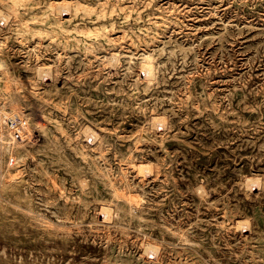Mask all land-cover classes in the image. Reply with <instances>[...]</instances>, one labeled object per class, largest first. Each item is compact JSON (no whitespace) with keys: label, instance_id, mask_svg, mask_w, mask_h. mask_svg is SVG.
<instances>
[{"label":"rangeland","instance_id":"obj_1","mask_svg":"<svg viewBox=\"0 0 264 264\" xmlns=\"http://www.w3.org/2000/svg\"><path fill=\"white\" fill-rule=\"evenodd\" d=\"M0 264H264V0H0Z\"/></svg>","mask_w":264,"mask_h":264},{"label":"built area","instance_id":"obj_2","mask_svg":"<svg viewBox=\"0 0 264 264\" xmlns=\"http://www.w3.org/2000/svg\"><path fill=\"white\" fill-rule=\"evenodd\" d=\"M8 126L10 128L11 138L14 141V143L20 144V143H22V142H24L26 140V138H27V136H26V131H27V128H26L27 122H26V120H24L22 118H17L15 120H10V123H9ZM32 126L38 133H41L42 131L40 130V128L44 127L46 125H44V124H40L39 125L37 122L36 123L32 122ZM49 129L50 128H48L46 130V132Z\"/></svg>","mask_w":264,"mask_h":264},{"label":"bare ground","instance_id":"obj_3","mask_svg":"<svg viewBox=\"0 0 264 264\" xmlns=\"http://www.w3.org/2000/svg\"><path fill=\"white\" fill-rule=\"evenodd\" d=\"M70 7V6H69ZM61 9V8H60ZM64 9V8H63ZM59 30V29H58ZM59 40V39H58ZM152 65V64H151ZM2 114V113H1ZM32 132H30L28 135H27V137L29 138L30 136L29 135H32L31 134Z\"/></svg>","mask_w":264,"mask_h":264}]
</instances>
